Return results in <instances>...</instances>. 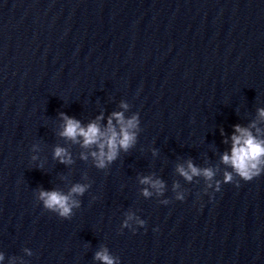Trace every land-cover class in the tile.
<instances>
[{"label":"clouds","instance_id":"1","mask_svg":"<svg viewBox=\"0 0 264 264\" xmlns=\"http://www.w3.org/2000/svg\"><path fill=\"white\" fill-rule=\"evenodd\" d=\"M121 108L127 110L128 105L122 102ZM257 111L260 120L264 121V108ZM60 116L63 120V127L59 135L71 140L73 143L82 141L81 147L85 149L95 146L96 150L92 151L90 155L94 159L95 167L98 169H105L118 158L120 151L127 152L136 143V130L139 125L137 115L126 119L123 112H113L108 117L107 124L103 129L98 123V121L104 119L103 114L86 126H83L79 120L64 113H60ZM114 120L115 124L113 123ZM251 128H256L255 122L249 128L241 127L240 125L234 126V134L231 136L230 154L225 152L221 157L222 163L230 166L232 171H225L223 180H216L214 186L212 181L215 177V171L212 168H197L189 161L187 168L178 166L177 172L189 182L193 180V177L203 176L209 182L207 188L213 189L214 192L221 190L222 183H235L239 187L241 180L249 182L259 177L264 174V139H260L258 135H253ZM256 131L259 133L260 129L256 128ZM53 158L65 165L73 163L71 154L63 147L57 146L54 149ZM33 159H36V157H33ZM81 159L87 160L88 156L81 153ZM233 173L239 179L234 180ZM140 182L150 185L153 189H156L157 193H162L164 188L162 181L153 180L151 177H143ZM88 187L89 185L77 183L71 187L67 194L59 190L48 191L41 188L38 193V199L42 202L44 209L57 214L60 218L70 219L74 214L73 209L80 207V201L74 199V196H82ZM174 187H178V185H174ZM151 194L147 188L143 190L145 197L151 196ZM184 199L183 194H177L176 200L183 201ZM163 203L168 204L169 201L165 200ZM131 219H133V216L129 214L122 226L129 227L128 221ZM137 223L144 227L146 221L137 219ZM28 254L30 255L31 253ZM94 258L101 261L102 264H119V258L112 256L107 248L96 252ZM3 259L4 255L0 253V261H3Z\"/></svg>","mask_w":264,"mask_h":264}]
</instances>
